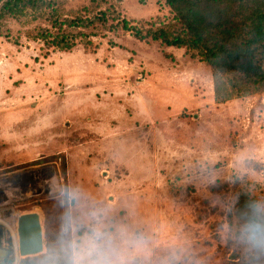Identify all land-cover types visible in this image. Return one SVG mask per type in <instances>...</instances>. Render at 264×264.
<instances>
[{
    "label": "rangeland",
    "instance_id": "1",
    "mask_svg": "<svg viewBox=\"0 0 264 264\" xmlns=\"http://www.w3.org/2000/svg\"><path fill=\"white\" fill-rule=\"evenodd\" d=\"M54 1L68 16L113 4L137 22L173 17L165 0ZM38 24L8 18L0 32V181L29 190L0 194V223L17 246L12 217L38 209L45 232V251L18 264H66L69 229L101 232L124 264L245 257L230 230L241 192L264 201V91L217 102L210 66L122 29L45 56L28 35ZM44 176L53 191L33 189Z\"/></svg>",
    "mask_w": 264,
    "mask_h": 264
},
{
    "label": "trees",
    "instance_id": "2",
    "mask_svg": "<svg viewBox=\"0 0 264 264\" xmlns=\"http://www.w3.org/2000/svg\"><path fill=\"white\" fill-rule=\"evenodd\" d=\"M165 1L173 17L158 24L128 19L113 4L93 15L68 16L54 0H0V32L8 18H43L46 24L35 25L28 35L43 42L48 56L57 50L71 51L81 43L98 47L92 37L101 30L122 29L140 40L183 48L186 57L210 66L217 102L264 91V0ZM62 166L67 175L66 160ZM250 200L256 198L245 191L238 195L239 223V211ZM236 254L226 264H264V255Z\"/></svg>",
    "mask_w": 264,
    "mask_h": 264
},
{
    "label": "clouds",
    "instance_id": "3",
    "mask_svg": "<svg viewBox=\"0 0 264 264\" xmlns=\"http://www.w3.org/2000/svg\"><path fill=\"white\" fill-rule=\"evenodd\" d=\"M240 223L231 227L230 236L251 257L264 255V201L250 200L239 211ZM59 255L66 264H124L106 247L103 234L95 229L74 241L71 229L63 237Z\"/></svg>",
    "mask_w": 264,
    "mask_h": 264
},
{
    "label": "water",
    "instance_id": "4",
    "mask_svg": "<svg viewBox=\"0 0 264 264\" xmlns=\"http://www.w3.org/2000/svg\"><path fill=\"white\" fill-rule=\"evenodd\" d=\"M0 214L5 215L4 212ZM15 221L17 246L9 230L0 223V264H18L22 258L38 256L45 251L41 211L38 209L22 211L16 215Z\"/></svg>",
    "mask_w": 264,
    "mask_h": 264
},
{
    "label": "bare ground",
    "instance_id": "5",
    "mask_svg": "<svg viewBox=\"0 0 264 264\" xmlns=\"http://www.w3.org/2000/svg\"><path fill=\"white\" fill-rule=\"evenodd\" d=\"M38 172H40V171H38ZM9 181L10 180H1L0 181V194L1 195H4L5 197L10 198V200L20 199V198L26 197V195L29 193V190H28V192H26L25 190L22 191V190H19V189H16V188L15 189L10 188L12 191H10V190L5 191L4 190V186ZM57 184L58 183H57L56 177L51 176L50 178H48V177H45L44 176V177L41 178V180L39 182H37L34 185L33 189L35 191H42L44 189H49V190H52L53 191L57 187ZM10 216H13V214L10 215ZM15 217H16V215L14 216V218L12 217V221H13V225H14V234H15V237H16V240H17V245H18V239H17V234H16V221H15Z\"/></svg>",
    "mask_w": 264,
    "mask_h": 264
}]
</instances>
